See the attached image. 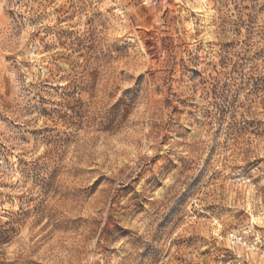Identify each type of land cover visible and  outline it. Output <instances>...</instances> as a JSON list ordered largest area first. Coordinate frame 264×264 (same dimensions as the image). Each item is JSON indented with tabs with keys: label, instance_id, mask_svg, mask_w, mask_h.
I'll return each mask as SVG.
<instances>
[{
	"label": "rangeland",
	"instance_id": "obj_1",
	"mask_svg": "<svg viewBox=\"0 0 264 264\" xmlns=\"http://www.w3.org/2000/svg\"><path fill=\"white\" fill-rule=\"evenodd\" d=\"M0 264H264V0H0Z\"/></svg>",
	"mask_w": 264,
	"mask_h": 264
}]
</instances>
